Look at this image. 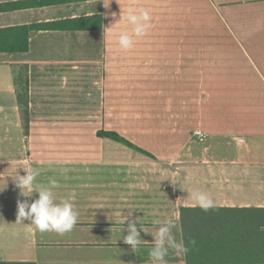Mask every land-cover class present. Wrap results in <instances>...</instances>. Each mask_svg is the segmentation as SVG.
Wrapping results in <instances>:
<instances>
[{
    "label": "crops",
    "instance_id": "obj_1",
    "mask_svg": "<svg viewBox=\"0 0 264 264\" xmlns=\"http://www.w3.org/2000/svg\"><path fill=\"white\" fill-rule=\"evenodd\" d=\"M208 1L230 21L253 66L249 72L264 87V0ZM118 2L0 0V264H151L154 221H172L175 239L184 242L181 209L199 208L191 199L197 190L210 195L214 208H264V134L247 136L243 147L235 143L228 152L212 151L211 158L202 150L201 163L195 164L165 163L142 148L154 158L135 151L134 183L103 180V169L125 166L110 163L109 141L97 136L103 129L84 130L101 122L108 76L105 28ZM25 83L26 109L19 99ZM29 167L40 169L36 183L58 182L57 202L74 205L78 221L71 232H40L30 221L15 223L17 201L38 198L36 192L21 196L13 182ZM129 211V220L139 219L146 233L135 253L115 238L126 232ZM165 260L188 264L186 254L173 249Z\"/></svg>",
    "mask_w": 264,
    "mask_h": 264
},
{
    "label": "rangeland",
    "instance_id": "obj_2",
    "mask_svg": "<svg viewBox=\"0 0 264 264\" xmlns=\"http://www.w3.org/2000/svg\"><path fill=\"white\" fill-rule=\"evenodd\" d=\"M118 1L112 32L130 30L123 20L130 9L149 10L152 27L127 52L108 33L101 122L86 125L85 132L117 131L172 165L201 163L202 150L211 158L219 138L234 148L264 134V87L249 72L251 61L225 15L208 0ZM108 141L110 163L125 167L103 169V180L128 187L136 181V152Z\"/></svg>",
    "mask_w": 264,
    "mask_h": 264
},
{
    "label": "clouds",
    "instance_id": "obj_3",
    "mask_svg": "<svg viewBox=\"0 0 264 264\" xmlns=\"http://www.w3.org/2000/svg\"><path fill=\"white\" fill-rule=\"evenodd\" d=\"M112 15L115 16L116 14L112 13ZM123 20L126 28L130 30L115 33L111 31L113 26H110L105 28V31L114 38L120 50L127 52L134 47L135 38L145 36L152 27V16L147 9H130ZM25 172L26 175L21 176L17 173V176L13 178L15 187L19 189V193L23 197H30L33 192H36L38 198L31 203L27 200L17 201L15 223H24L25 220L30 221L29 227L40 232H55L60 235L71 232L77 224L78 213L74 210V205L68 200L57 202V196L53 190L59 187L58 182L55 179H50L47 185L36 183L40 175L39 168L29 167ZM191 199L205 212L215 207L214 200L205 191H193ZM132 212L129 211L128 216L123 221L124 225L126 221L128 222L127 227H124V232L126 231L127 235H123L122 240L135 253L144 241L141 239L140 234L141 232L145 233V229L140 225L139 219L129 220ZM154 224L157 227L154 233L151 234L153 237V247L149 250L151 264H167L165 257L168 255L169 249L182 254L189 251L182 240L177 242L175 239L172 232L175 224L172 221L157 219ZM137 225H139V230ZM190 243L194 245L196 241L191 240Z\"/></svg>",
    "mask_w": 264,
    "mask_h": 264
},
{
    "label": "trees",
    "instance_id": "obj_4",
    "mask_svg": "<svg viewBox=\"0 0 264 264\" xmlns=\"http://www.w3.org/2000/svg\"><path fill=\"white\" fill-rule=\"evenodd\" d=\"M26 90L27 83L19 92L25 109L28 104ZM97 136L154 158L116 131L101 130ZM218 143L222 152L231 148L224 141ZM242 155L243 152L239 158ZM181 224L184 244L189 249L186 253L188 264H264V208H213L207 212L200 208H182ZM191 240L196 243L191 244Z\"/></svg>",
    "mask_w": 264,
    "mask_h": 264
},
{
    "label": "built area",
    "instance_id": "obj_5",
    "mask_svg": "<svg viewBox=\"0 0 264 264\" xmlns=\"http://www.w3.org/2000/svg\"><path fill=\"white\" fill-rule=\"evenodd\" d=\"M201 140H203V139L201 138Z\"/></svg>",
    "mask_w": 264,
    "mask_h": 264
}]
</instances>
